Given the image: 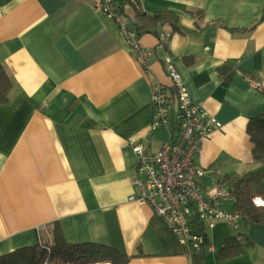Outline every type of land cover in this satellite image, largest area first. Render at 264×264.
I'll return each mask as SVG.
<instances>
[{"label": "crops", "instance_id": "crops-1", "mask_svg": "<svg viewBox=\"0 0 264 264\" xmlns=\"http://www.w3.org/2000/svg\"><path fill=\"white\" fill-rule=\"evenodd\" d=\"M93 2L0 0V64L11 83L0 104V256L52 244L58 227L65 243L110 248L124 264H264V223L199 221L207 245L193 254L149 206L129 201L140 193L132 147L153 154L169 136L151 129L155 84L167 89L172 120L177 111L164 56L190 100L222 124L193 159L201 188L259 169L246 128L264 113V0H115L150 53L146 65ZM159 12L167 18L145 16ZM233 203L231 194L220 207L233 212ZM230 238L251 246L221 260Z\"/></svg>", "mask_w": 264, "mask_h": 264}, {"label": "built area", "instance_id": "built-area-1", "mask_svg": "<svg viewBox=\"0 0 264 264\" xmlns=\"http://www.w3.org/2000/svg\"><path fill=\"white\" fill-rule=\"evenodd\" d=\"M115 0H94L93 10L119 24L120 31L128 45L139 54L146 65L149 51L137 45V33L123 22L114 8ZM168 35L161 36L164 46ZM165 71L176 89L177 111L172 120L167 101V89L155 84L151 90L154 108L152 130L162 127L168 131V139L156 153H147L143 146L135 145L132 150L137 158V176L133 182L140 189L138 196L129 201L147 205L159 216L178 238L189 253H198L205 243L203 233L197 229L199 221H224L236 229L240 215L221 209V204L231 200L227 187L214 186L203 190L200 181L205 171L193 164L203 143L222 124L204 108L203 104L192 102L179 73L169 56H164ZM255 206H264L260 198L252 200ZM196 226V229L195 228ZM209 227L213 224L209 223Z\"/></svg>", "mask_w": 264, "mask_h": 264}, {"label": "trees", "instance_id": "trees-1", "mask_svg": "<svg viewBox=\"0 0 264 264\" xmlns=\"http://www.w3.org/2000/svg\"><path fill=\"white\" fill-rule=\"evenodd\" d=\"M129 1L120 0V3L123 5ZM145 16L150 20L153 19L155 22L167 18V15L162 12ZM10 89V80L0 64V104L7 101V94ZM246 132L253 145V161L259 164L260 167L258 170L246 173L240 177L224 178L222 182L229 184L227 188L234 200L232 204L233 212L239 214L242 219L248 222L263 224L264 206H255L252 200L258 197L264 200V113L249 120ZM203 237L205 241L204 245L206 246L207 242L204 233ZM244 241L246 240L244 239ZM250 246V241L241 243L237 238H230L218 249L217 256L221 260L230 259ZM202 249L205 250V247L203 246ZM90 260L105 261L110 264L125 263L122 260L121 254L110 248L91 243L79 245L65 243L58 227L54 228L52 244H37L22 247L0 256V264H75L76 262Z\"/></svg>", "mask_w": 264, "mask_h": 264}, {"label": "rangeland", "instance_id": "rangeland-1", "mask_svg": "<svg viewBox=\"0 0 264 264\" xmlns=\"http://www.w3.org/2000/svg\"><path fill=\"white\" fill-rule=\"evenodd\" d=\"M84 263H89L90 264V263H93V262H92V260H90V261H84V262L83 261H80V262H76L75 264H84Z\"/></svg>", "mask_w": 264, "mask_h": 264}, {"label": "bare ground", "instance_id": "bare-ground-1", "mask_svg": "<svg viewBox=\"0 0 264 264\" xmlns=\"http://www.w3.org/2000/svg\"><path fill=\"white\" fill-rule=\"evenodd\" d=\"M84 264H89V263H84ZM90 264H107V263H90Z\"/></svg>", "mask_w": 264, "mask_h": 264}]
</instances>
